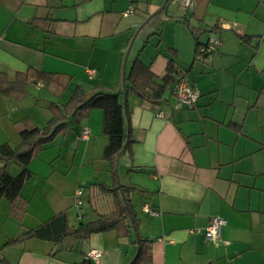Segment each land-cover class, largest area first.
<instances>
[{
  "label": "crops",
  "instance_id": "obj_1",
  "mask_svg": "<svg viewBox=\"0 0 264 264\" xmlns=\"http://www.w3.org/2000/svg\"><path fill=\"white\" fill-rule=\"evenodd\" d=\"M166 1L128 55L138 27ZM210 39L220 41L218 49L196 58ZM137 59L158 83L173 61L175 79L198 92L196 104L179 107L174 84L154 104L127 83L133 143L118 177L103 157V111L70 118L68 133L30 163L23 217L0 198V264H79L91 249L102 252L91 264H130L139 237L150 243L152 264H264V0H194L187 9L176 0H0V145L16 147L25 128H45L50 106L66 105L78 88L120 93L124 106L123 69L126 63L128 77ZM30 71L53 74L56 83L21 81ZM7 170L17 176L22 168L10 163ZM119 185L129 189L138 233L8 244L60 213L78 228L113 212L105 189ZM216 217L226 224L208 240L204 230Z\"/></svg>",
  "mask_w": 264,
  "mask_h": 264
},
{
  "label": "trees",
  "instance_id": "obj_2",
  "mask_svg": "<svg viewBox=\"0 0 264 264\" xmlns=\"http://www.w3.org/2000/svg\"><path fill=\"white\" fill-rule=\"evenodd\" d=\"M199 49L200 46L197 48L196 58L205 55ZM176 72L174 62L170 61L167 75L162 83H158L149 68L137 59L127 77L128 89L142 100L160 104L164 100V95L168 89L173 84L175 87L177 81L175 79ZM31 73H34L37 77H31ZM20 76V80L24 82L42 81L46 86L56 83L55 75L43 72L30 71L26 75ZM94 109L103 111V133L108 137V144L105 147L103 157L112 164L116 176L120 154L122 151L130 150V146L133 143L131 134L127 136L128 123L120 93L101 90L85 94L78 88L66 105L52 104L50 106L52 118L45 128H25L20 133L21 142L16 147L10 144L0 145V198L8 200L12 212L18 218H22L26 212L27 202L22 198L21 190L32 176L29 166L33 158L42 151L44 146L53 142L59 134L66 135L68 133V121L70 118L80 121ZM126 141H128V145L123 150ZM10 163H16L22 168L19 175L11 176L8 173L7 169ZM105 190L113 194L115 202V210L113 212L100 215L96 221L81 224L78 228H71L67 213H60L50 221L36 229L29 230L8 244L31 238L60 243L68 237L75 240L89 239L94 234L111 230H115L120 236H127L133 228L138 233V222L130 205L129 189L115 187L113 189L106 188ZM122 192L128 202V207ZM138 248L139 255L133 264H152V252L149 241L139 237Z\"/></svg>",
  "mask_w": 264,
  "mask_h": 264
},
{
  "label": "built area",
  "instance_id": "obj_3",
  "mask_svg": "<svg viewBox=\"0 0 264 264\" xmlns=\"http://www.w3.org/2000/svg\"><path fill=\"white\" fill-rule=\"evenodd\" d=\"M178 4H180L184 8H189L194 0H176ZM134 13V8L131 7L127 11L123 13L124 17H127ZM220 46V41L218 39H210L209 42L204 45L200 46V52L202 53H213L215 52L218 47ZM89 75L92 77L95 75L96 71L94 69L89 70ZM174 96L176 102L179 107H193L198 98L199 94L194 88V86L185 78H179L176 81L174 87ZM162 116V113H159ZM81 138L83 140H88L90 138V130L88 128H84L81 134ZM83 194V190L80 188L77 191V196L81 197ZM82 201H78V205H81ZM144 211L152 214L157 215L158 213L150 208V206L146 205L144 207ZM226 224L225 219L216 217L214 218L210 225L204 230L205 236L208 240H213L219 237L222 227ZM102 257V252L97 249H91L85 254L84 261L79 264H91V263H98L100 258Z\"/></svg>",
  "mask_w": 264,
  "mask_h": 264
},
{
  "label": "water",
  "instance_id": "obj_4",
  "mask_svg": "<svg viewBox=\"0 0 264 264\" xmlns=\"http://www.w3.org/2000/svg\"><path fill=\"white\" fill-rule=\"evenodd\" d=\"M166 4H167V1L161 6V8L158 10V11H156L154 14H152L146 21H145V23L144 24H142L140 27H138V30H137V32H136V34H135V36H134V38H133V40H132V43H131V45H130V48H129V50H128V55H129V53H130V51H131V49H132V45H133V42H134V40L136 39V37H137V35H138V33L140 32V30L154 17V16H156L157 14H159L165 7H166ZM137 27V26H136ZM128 55H127V58H128ZM122 82H123V86H124V89H125V95H124V111H125V116H126V119H127V123H128V114H127V107H126V90H127V77H126V63H125V66H124V69H123V75H122ZM129 134H127V136H128ZM127 145H128V141H126L125 142V144H124V147H123V150H125L126 148H127ZM122 153H123V151H122ZM122 153L120 154V156H119V158H118V162H119V159H120V157H121V155H122ZM116 175H117V177H118V167H117V169H116ZM119 187H120V185H119ZM122 195H123V198H124V201H125V203L127 204V207H128V202H127V200H126V198H125V196H124V193L122 192ZM135 229V228H134ZM138 255H139V248H138V252H137V254H136V256L134 257V259L131 261V263L130 264H133V262L137 259V257H138Z\"/></svg>",
  "mask_w": 264,
  "mask_h": 264
}]
</instances>
